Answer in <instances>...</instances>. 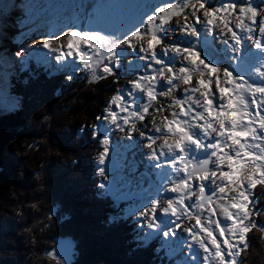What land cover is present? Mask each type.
<instances>
[{"label":"snow or ice","instance_id":"obj_1","mask_svg":"<svg viewBox=\"0 0 264 264\" xmlns=\"http://www.w3.org/2000/svg\"><path fill=\"white\" fill-rule=\"evenodd\" d=\"M261 5L264 0L259 3L256 0L166 3L153 7L151 14L146 13V21L143 19L126 32L103 34L102 30L93 28L71 30L64 33L66 47L63 43L53 46L52 38L31 46L55 54L46 55L45 61L36 60L37 66L43 64L50 70L55 66L60 72L71 68L73 75L67 77L69 80L73 79L76 68L83 66L91 73V81L112 77L118 84V70L122 62L127 63L128 69L135 74L127 81L126 95L124 90L116 91L110 98L111 106H107L104 115L97 116L96 120L119 126L124 131L131 130L133 136L135 129L140 127L146 140L160 137L156 143L166 152L175 148L184 150L188 140L199 138V128L193 130L181 123V112L184 116L188 112L186 97L195 92L199 106L194 104L193 107L211 113L203 120L209 121L206 130L212 134L209 143L216 155L195 173L185 175L180 171L175 181L169 180L171 188L162 183L168 179L167 175L161 178L160 173H153L149 177L146 171H141L142 163L128 154L120 164L119 175L109 180L103 165L109 159L110 136L101 130L100 124L81 125L76 130V135L83 138V132L91 128V136L97 140L100 147L98 172L105 177L97 186L117 210L115 216L127 215L130 219L139 214L141 219L148 220L158 231L142 233L138 244L148 247L159 240L157 251H163L172 264H242L238 258L249 247V235L254 230L264 232V200L254 199L257 188H264V163L255 155L247 154L246 143L253 137H264V7ZM13 7L18 12L13 23L17 24L21 35H26L32 31L29 5L26 0H15ZM174 20L179 22L173 23ZM217 30L221 33L223 47L213 48L215 40L208 47L226 52L229 64L237 63L247 73L246 77L233 75L228 67H220L202 57L205 49L198 45L205 44L208 33ZM176 32L195 37L197 46L191 42L183 47L166 43L168 34ZM61 39L56 34V40ZM21 49L14 56L23 57L22 69L31 71L33 54ZM72 57L77 58L80 65H75V59H69ZM137 60L143 63L137 64ZM141 99H146L147 103H139ZM171 108L176 110L169 114ZM151 112L163 116L159 122L161 126L149 132L144 125L151 127L158 123L148 119ZM133 116L135 120L131 119ZM126 120L128 126L124 127ZM165 137L168 138L166 144ZM224 137L230 139L219 145L215 143ZM147 147L152 149L153 144L148 143ZM155 155L158 156L159 151ZM179 155L176 151L165 158L172 160ZM168 172L172 174L171 169ZM153 192L146 203L136 200L138 193ZM194 207L195 213L192 212ZM183 221H188L190 227L184 228ZM179 232L186 235L181 239ZM56 255L50 253L52 258Z\"/></svg>","mask_w":264,"mask_h":264},{"label":"trees","instance_id":"obj_2","mask_svg":"<svg viewBox=\"0 0 264 264\" xmlns=\"http://www.w3.org/2000/svg\"><path fill=\"white\" fill-rule=\"evenodd\" d=\"M20 49L16 44L13 56ZM30 69L19 66L12 75L18 109L0 116V264H63L50 256L60 239L75 244L69 264H172L157 251L159 240L138 244L131 219L115 216L111 201L99 196L100 147L91 128L76 135L81 125L102 129L96 117L126 89L127 65L118 84L112 77L91 81L85 72L69 80L70 70L52 74L35 61ZM255 199L264 200V188ZM241 258L264 264V232L249 235Z\"/></svg>","mask_w":264,"mask_h":264},{"label":"rangeland","instance_id":"obj_3","mask_svg":"<svg viewBox=\"0 0 264 264\" xmlns=\"http://www.w3.org/2000/svg\"><path fill=\"white\" fill-rule=\"evenodd\" d=\"M6 1H10V0H6ZM11 1H12V6L7 22L5 26L0 30V38H2L3 41V47L0 46V56H2V58H0V106H1L0 116H6V115H10L11 113H14L19 105V100L15 97V95L11 93L12 83L11 85H9L10 76H12L13 73L16 71L17 67L21 65L19 60L23 58V57L13 56V48L16 44H19L22 48L23 45H26L29 41H31V43L28 46L29 50L30 49L31 50L28 51L31 52L33 55H36L39 59H45L46 55L48 57H51L54 56L55 54L51 53L47 49H43V48L34 49L31 47L33 44L39 43L43 39L52 38L54 42L53 46H57L58 44L63 43L64 46L66 47L67 37L64 35V33L70 32L71 30H79L78 25L80 24H81L80 26L81 28L82 26H84L81 30H85V26H87V29L93 28V29L102 30L103 34L126 32L127 30L141 23L143 19L146 21L147 20L146 13L151 14L153 7L157 5L164 6L166 3L183 2V0H120V4L116 6L118 3H116V0H114L113 4L111 3L109 4V6L107 5L108 6L107 12L105 11L104 13L102 11L99 15H97L96 11L97 13H99L100 9L97 10L95 8L96 9L95 11L94 6L93 8H89V9L87 8V5L96 3L97 0H26L30 9L29 18L31 24L29 26L31 27L32 31L26 33V35H21L20 30L16 28L17 24L13 23V21H15L18 17V12L13 7L15 0H11ZM211 1L213 4H217L219 2V0H211ZM177 22L179 21L177 20L173 21V23H177ZM141 27H143V25H141ZM24 31L27 32V29H24ZM216 33L217 35H214V40L216 43L215 45H213V48L219 49L220 47H223L221 33L218 30L216 31ZM56 34H59L60 37H62V39L59 41L56 40ZM208 38L212 39L211 36H208ZM190 42L193 44V42H195V37L186 36L185 34L180 32L169 33L166 38V43H170V44L176 43L181 45L182 47L189 45ZM207 52H213L209 55H214L213 58L209 59L208 61L211 62L216 59L215 63H219L218 65L220 67H227L228 63L225 64L224 62L223 63L221 62L222 59L225 62L228 61L227 54L225 58H223L221 57L222 55L221 52L213 51L210 48ZM202 56L204 55L202 54ZM69 59H75V65H78L77 61L79 60L77 58L72 57ZM136 63L140 64L139 61H136ZM141 63L143 62L141 61ZM123 64L124 62H122V65ZM79 68L83 70H87L84 69L83 66H80ZM86 72L87 75L91 77V73L88 70ZM8 88L10 91L8 90ZM6 93H8V95ZM176 95H181V93H176ZM7 98L10 100V102H6L8 101ZM192 100L194 99H190L188 101L189 102L188 105L192 108V111L196 112L197 110L195 109H197V107L199 106L198 97H196L194 101ZM194 104L197 105V107H193ZM171 110L175 111L176 109L171 108L170 111ZM204 112H205L204 109H200L196 113L197 115H199ZM232 115L235 116L236 113H233ZM257 115H259V113H257ZM162 116H163L162 113L151 112L148 119L155 120L158 123L151 125V127H149L148 124H145L144 127L148 128V131L151 132L153 128L157 126H161L159 122L162 120ZM131 119L135 120V116L131 117ZM105 125H106L105 129L102 131H106L107 133L108 128L112 125L107 123ZM127 126H128V121L126 120L124 127ZM190 126L193 130L200 127L194 124L193 121L191 122ZM114 128L117 129V127ZM201 131L202 129L201 130L199 129L200 133ZM118 132L124 136V139L122 140L121 143H118L113 147L110 146V151L114 164L110 165L109 169L110 170L115 169V174H112V176L119 175L120 164L127 154L129 156L136 155L135 156L136 160L140 162L142 157L145 159L147 163L144 162L142 163L141 165V170H142L148 167L149 165L148 161L152 160L153 162H155V156H156L155 153L157 151H159V154L170 153L169 151L164 152V150L161 149L158 144L153 145V148L149 149L147 147L148 143L147 140L145 139V133L141 130L140 127H137L135 129L136 132L135 136L132 135L131 130L124 131L123 128H120L119 126H118ZM216 135H220V133H217ZM223 139L225 140L230 138L224 137ZM223 139H221V141ZM136 140H139L138 144H140L138 150H135ZM167 140L168 138L164 139V143H167ZM246 143L248 144L247 154L255 155L258 160H261V163H264V159H262L264 158V137H253L251 140L246 141ZM243 147L244 146L241 145V148ZM206 148L207 147H205L201 151L207 150V152L205 153H208V151L213 150V145L211 144L210 146H208L207 149ZM236 155H239L238 151L236 152ZM214 156H212L211 158L207 157V159H205L206 156L202 155L200 158H196L197 159L196 166L200 168L206 161H212ZM189 160L190 157H188L187 161ZM259 166L260 165L258 164L257 167ZM198 168L192 169L191 172L195 173ZM168 170L169 168H166L165 174L163 175V176L165 175L168 176V179L162 180L163 184L167 182L172 176L171 174H169ZM217 170H219V166H217ZM171 187L172 185L168 186V188ZM217 191H219V189H217ZM137 195L141 196V198H138V196H136V199L145 201L146 203L147 200H144V198L148 199L149 196L154 194L144 193L143 195L138 193ZM169 203L171 205L172 202L169 201ZM221 220L223 221L222 217ZM135 221L137 223V229H134V232L138 233L140 237L142 233L146 234L150 231V230L146 231L151 226L149 224V221L141 219L139 214L138 216L135 217ZM192 223H194V221H192ZM183 227L185 226L183 225ZM165 231L168 230L166 229ZM178 235L179 238L182 239L186 235V233L179 232ZM167 238H168L167 236H164V239ZM52 252L57 253L54 259L61 261L63 264H68L72 262L76 255L75 245L70 240H59L58 245L56 246L55 250H53ZM9 259L11 260V258Z\"/></svg>","mask_w":264,"mask_h":264},{"label":"bare ground","instance_id":"obj_4","mask_svg":"<svg viewBox=\"0 0 264 264\" xmlns=\"http://www.w3.org/2000/svg\"><path fill=\"white\" fill-rule=\"evenodd\" d=\"M114 0H97L96 3H93V4H89L87 5V8H93L94 6V9L96 8L97 10L100 9V12H102V10H104V8L113 3ZM257 3H259V0H256ZM11 6H12V1H6V0H0V30L5 26L6 22H7V19H8V16H9V13H10V10H11ZM261 7H264V5H261ZM0 46L3 47V41H2V38H0ZM220 43V42H219ZM221 44V43H220ZM223 46V44H222ZM209 50V47L207 48L206 52ZM2 51V50H1ZM10 65V64H9ZM10 71H11V68H10ZM4 72V71H2ZM6 76V74H5ZM10 82H11V76H10ZM10 82H9V85H10ZM9 90V88H8ZM10 91V90H9ZM8 95V93H6ZM11 95V94H10ZM196 97L194 98H191V99H194L195 100ZM8 99V98H7ZM4 100V99H3ZM192 100V101H194ZM197 100V99H196ZM191 101V103H192ZM6 102H10V100L8 99V101ZM189 103V102H188ZM197 110V109H195ZM193 112V111H192ZM195 112V111H194ZM197 112V111H196ZM194 113V119H193V123L196 124L197 126H200L199 129L203 130L204 129V124L207 123L208 121H204L203 118L205 117V115H207L206 112L204 113H201L199 115H197V113ZM203 121V122H202ZM213 132L215 131L214 129L212 130ZM202 132V131H201ZM201 133L199 134V137H200ZM212 136V134H211ZM167 138V137H166ZM200 139V138H199ZM193 141H197V138L196 137H192V139L188 140L187 142L190 144H192L193 148L192 147H189L187 146V149L184 150L185 152L183 153L184 155V158L185 159H188V157H190V152H192L194 150V153L196 152V142L193 143ZM166 144V143H165ZM209 146V139L208 140H205L203 143H202V146H201V150H203L205 147ZM159 148V147H158ZM165 152V150H164ZM168 152V151H167ZM169 152H172V151H169ZM216 151H212L211 153H215ZM156 158V156H155ZM183 160H182V157L179 161V163H170L171 166H175V167H178L182 164ZM173 172V168H170ZM172 175V174H171Z\"/></svg>","mask_w":264,"mask_h":264}]
</instances>
